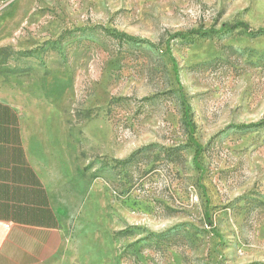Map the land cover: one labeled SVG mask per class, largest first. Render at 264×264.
I'll use <instances>...</instances> for the list:
<instances>
[{
	"label": "rangeland",
	"instance_id": "374dc122",
	"mask_svg": "<svg viewBox=\"0 0 264 264\" xmlns=\"http://www.w3.org/2000/svg\"><path fill=\"white\" fill-rule=\"evenodd\" d=\"M0 1V97L66 264H264V34H189L262 28L264 0Z\"/></svg>",
	"mask_w": 264,
	"mask_h": 264
},
{
	"label": "crops",
	"instance_id": "0c3cea01",
	"mask_svg": "<svg viewBox=\"0 0 264 264\" xmlns=\"http://www.w3.org/2000/svg\"><path fill=\"white\" fill-rule=\"evenodd\" d=\"M63 211L28 152L19 109L0 97V264H66Z\"/></svg>",
	"mask_w": 264,
	"mask_h": 264
},
{
	"label": "trees",
	"instance_id": "16d2710c",
	"mask_svg": "<svg viewBox=\"0 0 264 264\" xmlns=\"http://www.w3.org/2000/svg\"><path fill=\"white\" fill-rule=\"evenodd\" d=\"M235 29H241L243 32H245L247 34H250V35L264 34V27L258 28L256 30H253L245 22H234V23H231V24L223 23V24H221V26H220V28L218 30H213V29L202 30V31L196 30V31H191L189 34L194 33L196 35L205 36V35L216 34V33H221V32H230V31H233ZM119 36H120V38H122L124 40H127V41H134L135 40L132 37H128V36H126L124 34H120ZM174 36H184V34L176 33ZM173 69H174V72L177 73L176 72V63L175 62H173ZM183 114H184L185 124L188 127L190 133H192L193 130H194V124L191 121L190 114H189V107L187 105H185V107H184V113ZM251 126H256V125H254V124H249V125L243 124V125H237L236 127H238V128H249ZM194 145L196 147V152H195V155H194V160H195V159H197V157L201 153V145L198 142H195V141H194ZM195 165H196L197 168H200L196 161H195ZM205 219H206L207 224L209 226H211V222L209 220L207 211H205ZM213 233L217 237L220 236L219 233L217 231H215V230H213Z\"/></svg>",
	"mask_w": 264,
	"mask_h": 264
}]
</instances>
